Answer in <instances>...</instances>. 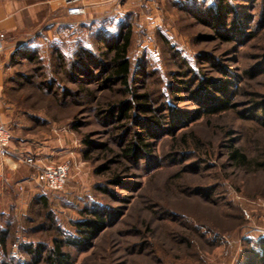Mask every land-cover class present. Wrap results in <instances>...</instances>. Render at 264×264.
Wrapping results in <instances>:
<instances>
[{
	"label": "rangeland",
	"instance_id": "1",
	"mask_svg": "<svg viewBox=\"0 0 264 264\" xmlns=\"http://www.w3.org/2000/svg\"><path fill=\"white\" fill-rule=\"evenodd\" d=\"M84 4L82 16L60 4L40 27L25 21L47 68L26 61L13 68L30 83L7 87L21 119L8 126L19 138L10 148L70 172L52 192L34 166L2 157L15 165L6 169L8 187L0 186V231H11L0 264H48V253L34 260L23 247L77 239L74 224L96 211L105 229L64 248L74 264H264L256 253L264 244V0H227L230 16L218 19L196 0ZM119 32L131 35L130 85L149 98L148 110L130 117L121 114L124 86L109 80L107 47ZM60 52L77 64L59 69ZM50 76L56 85L41 88ZM223 98L230 106L208 115ZM146 127L155 134L149 155L127 157ZM233 150L244 165L231 160ZM17 241L20 258L12 257Z\"/></svg>",
	"mask_w": 264,
	"mask_h": 264
},
{
	"label": "trees",
	"instance_id": "2",
	"mask_svg": "<svg viewBox=\"0 0 264 264\" xmlns=\"http://www.w3.org/2000/svg\"><path fill=\"white\" fill-rule=\"evenodd\" d=\"M193 0H191L192 2ZM214 2L215 7L212 5H209L208 2ZM196 2L200 3L196 6H205L206 10L209 15H212L214 19L223 18V15L226 14V16L229 18L230 16V8L227 4V0H203L199 2L196 0ZM217 3V7H216ZM208 4V6H206ZM237 24V23H236ZM235 23H233L232 26H236ZM123 32V31H122ZM122 32H119L116 34V40L109 44L108 48V55H111V59L109 61L110 71H109V80L120 83L124 86L125 92L127 95V100L123 102L122 106L123 112L121 113L123 117H130V112L134 111L133 114L137 113H145L147 109V102L149 101V98L147 95H141L137 94L133 88L130 85V79L132 77V67L131 62L128 58V50L131 46V35L129 32H125L123 34ZM122 33V34H121ZM31 43H27L20 48H18L15 53L13 54V62L16 65H20L24 61L36 63L39 66H42L43 70L47 68L45 62L42 60L43 58H39L40 54L32 51L30 48ZM60 47L57 46L55 49H59ZM57 62V67L59 69H62L64 67L67 69L68 63L70 62V65L73 60H66L65 55L63 52H60L57 55V58L55 60ZM75 64H77L76 60L73 61ZM73 66V65H72ZM58 69V68H57ZM55 70V73L60 74L59 70ZM73 70H70L72 73ZM77 72V71H75ZM22 77V78H21ZM20 78L23 80V82L20 81ZM19 80L15 77H12L8 80V84L12 83L13 81L20 86L26 85L25 81L27 83H30V78H28V74L24 75L21 73ZM46 79V85L41 84L40 87L50 88L53 85H56V83L52 82V77L50 76L49 81ZM17 84V83H16ZM50 86V87H49ZM8 87V86H7ZM9 88V87H8ZM7 88L6 93L9 95V89ZM206 89V88H205ZM208 89V88H207ZM48 90V89H47ZM208 91V90H207ZM208 95V94H207ZM204 103L203 101L201 102ZM262 112L264 111V102L261 104ZM230 106V100L229 98H223V101L221 102V105L219 107H213L212 109H207L206 112L208 115H214L221 111H223L226 107ZM160 118L161 117H154L151 118L154 120V127L157 129L160 124ZM180 118V117H179ZM155 134H150V130L146 127L144 128V132H140L135 135L134 139L131 140V147L128 148V151L130 155H127V157H132L133 159L139 155H149L148 150L150 149V144H148L146 141L149 137ZM13 142V138H12ZM231 160H234L238 164H245V156L242 155L238 150H233L230 155ZM43 204L44 207L48 206V200L46 196H40V202ZM92 219H86L85 221L78 222L75 225V229L79 232L80 236L77 237V239H81L82 242L77 241V239H60L59 237H55L53 240V246L50 248H46L45 246H40L34 243H28L23 247V250L26 252L27 255L32 257L34 260H36L37 257H42L43 253H48L47 256H45V260L48 264H74L71 255L68 252L64 251V248L66 246L72 247V246H80L83 242L88 241L92 236L96 235L99 231H102L105 229L106 226V218L103 215V212L96 211L92 212ZM11 231L9 229L0 231V246L2 249L8 253V241L10 238ZM61 235H64L62 231L60 232ZM65 236V235H64ZM260 252V253H259ZM258 256L261 259H264V244H261L260 248L256 252ZM11 260H6L3 262V264H10Z\"/></svg>",
	"mask_w": 264,
	"mask_h": 264
},
{
	"label": "crops",
	"instance_id": "3",
	"mask_svg": "<svg viewBox=\"0 0 264 264\" xmlns=\"http://www.w3.org/2000/svg\"><path fill=\"white\" fill-rule=\"evenodd\" d=\"M20 2L22 4L21 6L19 5ZM60 4L62 3L57 0L37 2H31L28 0H0V41H2L4 45V51L0 54V124L3 123L10 126V124H19L21 121L18 115H14L18 110L15 108L14 103L9 99L8 94L6 93V88L8 86V80L13 77V68L16 65L13 62V54L21 46L32 42L37 35V32L31 34L28 29L25 31L27 26L26 22L28 21V25L30 26L28 28H32L33 26L35 28L40 27L42 23L45 22L48 15H50L51 11L60 9ZM24 16H26V19ZM21 31L24 32L22 37L14 36V34ZM20 127H22V125ZM13 131L15 133L14 129ZM14 133L13 142L14 140H19ZM13 165L15 164L9 162L4 164L0 152L1 187L2 185L4 187L5 180H7L5 173L7 174L8 172L6 169L8 167L11 168ZM32 179L33 177L29 176L28 181ZM8 185V183L5 184L6 187H8ZM2 196L3 192L0 189V198Z\"/></svg>",
	"mask_w": 264,
	"mask_h": 264
},
{
	"label": "built area",
	"instance_id": "4",
	"mask_svg": "<svg viewBox=\"0 0 264 264\" xmlns=\"http://www.w3.org/2000/svg\"><path fill=\"white\" fill-rule=\"evenodd\" d=\"M92 3H96L97 0H91ZM109 3H120L122 0H102ZM85 0H62L61 3L66 6V10L69 16H82L86 14ZM4 51L3 42L0 41V54ZM11 129L6 125L0 124V152L4 158H17L16 154L12 152L10 145L12 142ZM23 160L22 162L34 166L38 169V179L43 183L46 190L52 192H59L64 189L69 178L70 167L67 164H61L57 166H43L41 167L35 158L30 156H24L17 158ZM20 242L17 241L12 248V257L20 258Z\"/></svg>",
	"mask_w": 264,
	"mask_h": 264
}]
</instances>
